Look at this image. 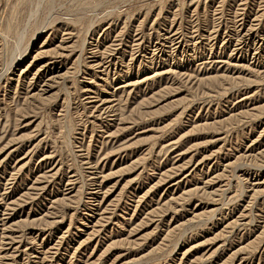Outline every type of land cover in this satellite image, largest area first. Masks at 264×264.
Instances as JSON below:
<instances>
[{"label": "rangeland", "instance_id": "374dc122", "mask_svg": "<svg viewBox=\"0 0 264 264\" xmlns=\"http://www.w3.org/2000/svg\"><path fill=\"white\" fill-rule=\"evenodd\" d=\"M0 264H264V0H0Z\"/></svg>", "mask_w": 264, "mask_h": 264}, {"label": "bare ground", "instance_id": "6f19581e", "mask_svg": "<svg viewBox=\"0 0 264 264\" xmlns=\"http://www.w3.org/2000/svg\"><path fill=\"white\" fill-rule=\"evenodd\" d=\"M43 91V90H42ZM5 210V209H4Z\"/></svg>", "mask_w": 264, "mask_h": 264}]
</instances>
